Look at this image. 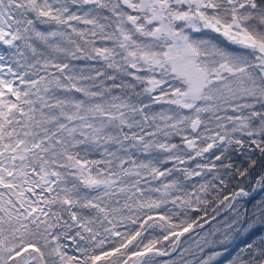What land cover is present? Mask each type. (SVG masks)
Instances as JSON below:
<instances>
[{
  "label": "snow or ice",
  "instance_id": "snow-or-ice-1",
  "mask_svg": "<svg viewBox=\"0 0 264 264\" xmlns=\"http://www.w3.org/2000/svg\"><path fill=\"white\" fill-rule=\"evenodd\" d=\"M0 43L23 61L0 55V264H264V195L242 202L264 192V0H0ZM209 220L195 251L181 247Z\"/></svg>",
  "mask_w": 264,
  "mask_h": 264
},
{
  "label": "trees",
  "instance_id": "trees-1",
  "mask_svg": "<svg viewBox=\"0 0 264 264\" xmlns=\"http://www.w3.org/2000/svg\"><path fill=\"white\" fill-rule=\"evenodd\" d=\"M84 10L85 11L87 10V6H85ZM107 14L108 13H105V15H107ZM79 27L83 28V27H85V25H83L81 23L79 25ZM87 27H91V26L89 25ZM38 28L41 31H50L51 30V28L48 25H38ZM187 32L191 36L192 39L199 40V39L214 38L215 41L216 42H220L222 44V46H229V47H232V48L237 47V46H234V45H229L228 42L222 36H220L217 33H213L209 29H203L200 32H196V31H193L191 29H188ZM37 44H39L38 41H37ZM96 45L98 47H104V46L111 47L112 46V42L111 41H100V40H97L96 41ZM14 51H15L14 49H9L6 46H1L0 45V55L8 53V55L11 56V59L6 58L5 63H12L16 59H21V57H19V56H13L12 55V53ZM25 55L31 57V53L30 52H25ZM21 62H23L22 59H21ZM29 62H31V60H29ZM67 62L70 65L74 66V68L77 71H79L81 68H84V67L89 66V65L100 66L102 64V61L83 60V59H69ZM50 71H52V70L50 69ZM132 71H135V70H132ZM108 73H109V75H113V70H108ZM116 75L122 77L124 80H127L129 82H134L132 77L126 76V75H124L122 73H116ZM117 82H120L119 79L117 80ZM106 83H111V81H107ZM137 91H143V85H140L138 82H137ZM113 94L115 95V94H118V93L114 91ZM76 95H79V94H76ZM141 99H143V97H141ZM144 102L148 103L147 100H145ZM165 107H168V106L165 105ZM152 111L159 112L160 111V106L154 105L152 107ZM146 130L150 131L151 129H146ZM245 139H247V138H245ZM169 141L171 143L180 144L181 143V137L180 136H172V137H169ZM126 147H127V145H126ZM114 149H115V146H111L110 147V150H114ZM129 152L131 153L132 157L134 159H136L138 162L139 161H147L148 159L151 158L148 154H145L142 151H137L135 149L129 148ZM247 152H248L247 148L244 149L243 153L233 150L232 152L229 153V155L231 157V162L234 163L235 165H238V166L241 165L242 162H243V165L246 166L245 153H247ZM102 153H103V148H100L99 150H89L87 152H85L83 149H81V155H86V158L89 159V160H103V159H105V157L103 156ZM214 154H219V152L216 149H213L209 153H207L206 155L208 156L209 159H211ZM257 155H259L258 152H257ZM160 159H163V157L161 156ZM201 162H203V160L201 158H198L195 163H201ZM224 162L228 163L229 161L226 159ZM195 163L193 161H188L185 166L186 167H190V168L191 167H195ZM159 167L161 168V170H164L166 168H172L173 164H172L171 161H166V162L160 164ZM177 176H179L180 179L183 180V174L182 173H175L174 172L172 177H170V178L174 179ZM210 178H211L210 175H206L204 178L193 177L190 181H185L184 182V187H185V189L187 191L190 192V191H192V185L193 184L201 183V182H203V179H210ZM167 179H169V178H166L164 182H167ZM250 179H251L250 183L247 182V181L245 182L246 183V190H248V191H252V185L255 183V179L254 178H250ZM150 186L155 188V187H158L159 184L156 181H152ZM0 190H2V189H0ZM151 195L155 196L156 194L155 193H151ZM262 195H264V192H261L259 189H257L255 192H252V196L251 197L244 198V201H242V202L245 203V207L251 209L252 204H254L257 200H259ZM5 199H7V196H5ZM208 211H209V215L210 216L216 215V213L212 212L211 209H209ZM225 213H227L228 215H231V213H229L227 209H222L220 211V215L218 217V220H223L225 218ZM189 214L191 215V217L193 219H195V217L197 215H203L202 212H193L191 210H189ZM212 227H213V222L211 220H209L208 224H206L204 226L203 231L201 229H199V228H196L192 232L186 233L185 236L181 238V240L183 241L181 247L188 248V249H191L192 251H195V244H196L197 240L199 239V237L203 236L204 232L209 231ZM123 230L124 229L122 228L121 231H123ZM158 233H159V230L157 229L156 231L151 232V236L154 237ZM146 235H148V234L146 233ZM256 235H258V233L255 234V235H252V236H242L239 239H237L234 242L233 246L230 248V253L231 254H235V252L239 248L243 247L244 244H246V243L250 242L252 239L256 238ZM63 243H66V244L69 245V247L66 249V251H68V254L69 255H74L75 253H74L73 249L71 248V241L70 240H65V241H63ZM165 243H167V242H165ZM178 256H179V253H176V254H171L170 253L169 256L159 257L158 261H166V260H170V259H176V258H178ZM187 258L191 259L190 256L187 257ZM227 258H229V257L226 254L225 259H227ZM222 264H223V261H222Z\"/></svg>",
  "mask_w": 264,
  "mask_h": 264
},
{
  "label": "rangeland",
  "instance_id": "rangeland-1",
  "mask_svg": "<svg viewBox=\"0 0 264 264\" xmlns=\"http://www.w3.org/2000/svg\"><path fill=\"white\" fill-rule=\"evenodd\" d=\"M129 11H132V10L129 9ZM187 31H188V29H186V32H187ZM0 45H1V46H6V45H4V44H2V43H0ZM6 47H7V46H6Z\"/></svg>",
  "mask_w": 264,
  "mask_h": 264
}]
</instances>
